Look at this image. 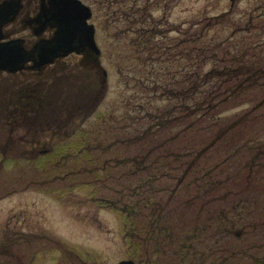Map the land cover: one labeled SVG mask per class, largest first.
I'll use <instances>...</instances> for the list:
<instances>
[{
	"label": "rangeland",
	"instance_id": "obj_1",
	"mask_svg": "<svg viewBox=\"0 0 264 264\" xmlns=\"http://www.w3.org/2000/svg\"><path fill=\"white\" fill-rule=\"evenodd\" d=\"M83 1L92 8L90 21L101 49L100 63L107 72L99 93L97 69L77 54L56 61L39 74L34 70L0 73V101L15 98L16 92L24 93L23 97L26 95L30 101H39L21 106L28 112L19 115L17 124L10 122L13 113L0 114V264H117L129 258L139 264H251L233 252L264 240L261 209L254 211L252 219H218L217 215L209 218L208 211L203 218L193 219L191 206L186 209V215L178 217V209L185 207L180 200L196 193L192 187H181L177 193L180 205L171 207L172 216L168 219L171 242L162 239L155 246L150 243L141 250L134 249L133 243L134 247L130 245L126 214L110 202L119 195L117 189L122 184L133 187L145 173L120 183L122 177L118 178V173L127 174L125 171L129 172L131 166L120 168L116 162L142 151L147 137L145 141H133L136 146L121 141L136 135L140 129L136 123L139 114L136 96L147 93V87L140 83L152 79V68L163 69L161 75L175 71L179 63L158 57L155 48L147 51L143 45L135 46L132 40L137 34L127 30L128 21L119 19L120 11L115 6L109 7L110 0ZM251 1L241 0L235 9L242 10ZM227 2L177 0L167 18L170 23L178 24L203 13H216ZM155 13L160 15L161 11ZM15 35L30 37V32ZM151 52H155L156 62L144 60L150 59ZM151 98L154 105L162 104L161 100H155L156 96ZM36 109L41 114L39 120L27 122ZM4 144L11 149L6 151L8 159L2 163ZM178 144L167 147V152L183 149V144ZM42 153L47 155L39 157ZM31 155H38V159H30ZM209 158L198 169L200 173L220 160L215 152ZM161 159L160 165L147 171L154 176L150 178L153 182L145 186L169 189L164 192L149 189L142 196L166 198L174 181L163 184L164 175L167 178L181 174L180 157L173 160L169 155ZM103 162L110 167L95 170ZM108 173L112 176L106 178ZM123 197L127 203L136 198ZM205 220L209 226L203 231L200 225ZM226 230L234 237L226 234ZM260 253L264 254V250Z\"/></svg>",
	"mask_w": 264,
	"mask_h": 264
},
{
	"label": "trees",
	"instance_id": "obj_2",
	"mask_svg": "<svg viewBox=\"0 0 264 264\" xmlns=\"http://www.w3.org/2000/svg\"><path fill=\"white\" fill-rule=\"evenodd\" d=\"M110 1L109 7L119 9V19L128 21L127 30L137 34L132 40L135 46L143 45L147 51L155 48L158 57L179 63L173 72L160 75L163 69L152 68V79L143 81L138 77L143 81L142 87H147L145 95L136 96L139 111L136 123L140 129L136 135L121 142L130 145L136 143V139L145 141L147 137V144L142 149L138 147L142 151L138 150L131 158H121L116 165L120 168L131 166L129 172L125 171L127 174L118 173L117 177H122L120 183L130 177H140L142 173L145 177L133 187L122 184L117 189L119 195L110 202L126 214L130 245L141 250L150 243L155 246L162 239L171 242L172 229L168 219L172 216L171 207L180 205L177 193L181 187H192L196 193L180 200L185 207L178 209V217L186 215V209L191 206L193 219L203 218L206 211L209 218L217 215L218 219H252L258 208L264 215V0L251 1L250 6L242 9L244 11L235 9L241 0H229V7L224 11L213 15L203 13L196 19L178 24L170 23L167 18L177 0ZM160 11V15L155 13ZM155 52L149 53L150 59L144 60L156 62ZM99 90L102 89L97 86L98 93ZM16 93L17 98L0 101V114L10 116L13 113L12 124H17L19 115L28 112L21 106L33 101L26 95L24 98V93ZM153 95L155 100L162 101L161 105H154ZM40 115L36 109L26 121L37 122ZM178 143L183 144V149L167 152V147L180 146ZM7 145L4 144L1 150L5 155L1 158L2 163L8 159L6 151L11 149ZM214 152L220 160L200 173L198 169ZM47 153L39 154V157ZM169 155L173 160L180 157L183 161L181 174L167 175V178L164 175L163 184L173 180V188L163 199L142 196L149 189L152 192L169 189L145 186L154 176L147 171L160 165L161 158ZM30 159L37 160L38 155H31ZM109 167L103 162L95 170L99 172ZM111 176L108 173L106 178ZM212 178L214 180H210ZM126 195L136 198L127 203L123 197ZM208 226L209 221L205 220L200 229L204 231ZM215 233L213 231V235ZM225 233L234 237L231 231ZM262 250L264 240L236 250L233 255H241L251 264H264Z\"/></svg>",
	"mask_w": 264,
	"mask_h": 264
},
{
	"label": "water",
	"instance_id": "obj_3",
	"mask_svg": "<svg viewBox=\"0 0 264 264\" xmlns=\"http://www.w3.org/2000/svg\"><path fill=\"white\" fill-rule=\"evenodd\" d=\"M19 3V0H6L0 4V71L41 69L52 63L56 57L64 56L71 51L89 53L92 55L93 63L99 64L100 48L94 38V25L88 22L92 14L88 5L81 0H50L49 6L41 8L40 17H43L44 22L56 26V30L51 37L39 39L30 48H26L20 37L3 40L8 34L2 31V26L14 17L19 9ZM29 61L32 63L25 65ZM102 76V80L105 81L104 69ZM117 264L138 263L132 259H123Z\"/></svg>",
	"mask_w": 264,
	"mask_h": 264
},
{
	"label": "flooded vegetation",
	"instance_id": "obj_4",
	"mask_svg": "<svg viewBox=\"0 0 264 264\" xmlns=\"http://www.w3.org/2000/svg\"><path fill=\"white\" fill-rule=\"evenodd\" d=\"M4 1L6 0H0V4ZM19 2V9L15 13L13 19H9L3 24L2 30L10 33L12 36L23 31H29L30 37L19 35L24 38L26 47L31 46L39 39L52 36L55 31V26L48 22H44L42 20L43 17H40L41 8L43 6H49L50 0H19ZM81 57L88 59L89 55L85 54L84 56L81 55ZM60 59L62 58H57L55 61Z\"/></svg>",
	"mask_w": 264,
	"mask_h": 264
}]
</instances>
